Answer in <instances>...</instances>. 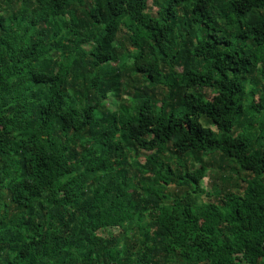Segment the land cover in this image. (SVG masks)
Returning a JSON list of instances; mask_svg holds the SVG:
<instances>
[{
	"label": "trees",
	"instance_id": "16d2710c",
	"mask_svg": "<svg viewBox=\"0 0 264 264\" xmlns=\"http://www.w3.org/2000/svg\"><path fill=\"white\" fill-rule=\"evenodd\" d=\"M0 264H264V0H0Z\"/></svg>",
	"mask_w": 264,
	"mask_h": 264
},
{
	"label": "rangeland",
	"instance_id": "374dc122",
	"mask_svg": "<svg viewBox=\"0 0 264 264\" xmlns=\"http://www.w3.org/2000/svg\"><path fill=\"white\" fill-rule=\"evenodd\" d=\"M18 7V6H17ZM125 44L127 45V41L125 40ZM129 62H131V60H127ZM120 64V63H118ZM127 97V96H126ZM108 105H109V102H108ZM111 106H113V103L111 104ZM152 151H146V150H143L140 154H141V157H140V160H142V162L145 161V155H148L149 153H151ZM188 165L189 166H198L199 163L198 162H194L189 156H188ZM227 166L224 167V169L226 168ZM221 170H219L218 168H213L211 169L207 175H206V178L202 181V184L203 186L208 190V191H214L218 186H216L217 184H219L220 182V179H219V175H220V172ZM216 186V187H215ZM174 189V186H170L169 187V190H172ZM210 198H215L214 196H205L204 197V200H208ZM103 232V230H102ZM105 232V230H104Z\"/></svg>",
	"mask_w": 264,
	"mask_h": 264
}]
</instances>
